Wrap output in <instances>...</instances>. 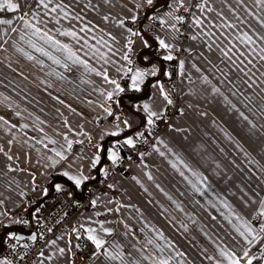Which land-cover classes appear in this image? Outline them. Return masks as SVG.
<instances>
[{"label": "crops", "instance_id": "obj_1", "mask_svg": "<svg viewBox=\"0 0 264 264\" xmlns=\"http://www.w3.org/2000/svg\"><path fill=\"white\" fill-rule=\"evenodd\" d=\"M44 2L48 9L38 0H19V13L0 11V19L13 21L11 26L0 25V221L29 213L32 207L23 202L24 196L38 204L57 185L82 196L90 181L114 165L107 159L110 150L117 153V164L131 149L123 141H134L140 128L151 127L143 105L161 114L168 104L167 80L174 72L166 67L169 60L164 57H174L178 0H155L154 4L166 3L146 14L157 23L148 30L135 23L137 9L145 13L154 5L148 7V0ZM54 7L56 12L51 11ZM25 12L30 13L26 19L69 45L87 67L73 64L67 53L31 36L19 18ZM196 19L203 23L195 24ZM261 20L264 6L257 0H207L206 4L199 0L189 23V41L178 61L180 112L149 152L130 163L128 177L111 179L93 199L95 206L91 202L79 211L65 234L51 237L40 248L35 264H158L161 259H169V264H231L222 253L244 264L245 251L251 252V258L261 256L264 264V242L252 249L259 239L264 241ZM68 31L82 39L60 35ZM245 33L256 40L255 45L241 42ZM30 39L61 63L36 52L27 43ZM160 40L170 47L162 48ZM129 44L138 62L146 70L156 69V75L146 76L139 91L131 86L130 94L115 101L119 91L110 81L121 87L118 76ZM105 109L116 113L111 116ZM117 131L119 135L110 134ZM118 137V141L106 140ZM96 156L100 161L92 167ZM65 172L90 179L77 187ZM87 229H95L93 235L105 241L99 253L87 238ZM84 244L90 246L88 256L80 253ZM105 250L120 257L111 260Z\"/></svg>", "mask_w": 264, "mask_h": 264}, {"label": "built area", "instance_id": "obj_2", "mask_svg": "<svg viewBox=\"0 0 264 264\" xmlns=\"http://www.w3.org/2000/svg\"><path fill=\"white\" fill-rule=\"evenodd\" d=\"M199 0H178L175 10L176 17H182V21H177V41L175 43L174 58L167 64L174 74L167 80L168 99L172 101L168 103L163 112L159 114V118L153 117L154 123L150 128H140L134 139V147L123 156V158L114 165H109L106 175H103L96 180L90 181L84 188L83 194L80 197L74 194L65 185H60V190L53 188L49 196L44 198L38 204H35L33 199L25 195L23 202L32 207L29 213H18L16 215L6 217L7 220L0 221V235L4 229L12 225L21 227L27 231L32 229L36 234V239L24 238L18 239L13 233H7L3 238V252L2 256L5 260L10 261L11 264H35L36 256L40 248L53 236L63 235L68 229L69 222L81 210L88 208L92 200L97 196L98 192L109 184L111 179L117 176L128 177L129 165L138 158L145 156L155 139L161 134L169 125L170 120L180 112V99L177 93V67L179 57L183 54L184 47L189 41V19L192 11L197 7ZM135 23L145 24L146 29H153L157 27L153 17H147L143 10L137 9L135 13ZM135 26V27H136ZM127 56L128 59H124ZM124 69L118 76V81L121 83L123 92H119L113 99L118 101L120 96H125L131 90V76L132 73L126 71L128 68L133 70L140 69L150 73L151 71L145 70L143 66L138 63L136 50L132 44L125 48L124 52ZM129 60L131 63H129ZM151 75H147L150 77ZM111 116L116 112H111ZM102 120L99 121L101 123ZM143 133V136L140 135ZM107 216H102L106 218ZM83 247V245L81 246Z\"/></svg>", "mask_w": 264, "mask_h": 264}, {"label": "snow or ice", "instance_id": "obj_3", "mask_svg": "<svg viewBox=\"0 0 264 264\" xmlns=\"http://www.w3.org/2000/svg\"><path fill=\"white\" fill-rule=\"evenodd\" d=\"M25 3H27V0H25ZM38 3L40 5H42L43 8H45V9H48V7H49L48 3H45L44 0H38ZM148 3L151 4L152 0H148ZM206 3H207V0H205V4ZM257 3L260 4L261 6H264V0H257ZM203 6L204 5H199V7H201V8H203ZM57 7H60V6H57ZM20 9H21V4L19 3V0H0V11L19 13ZM56 10H57L56 7L51 9L52 12H56ZM28 15H30V13L25 12V13L21 14L19 18L23 22L24 27L31 30V36L37 37L38 40L43 41L45 45H49V47L55 49L56 51L67 53L66 59L67 60H71L73 64L80 63V64H84L87 67V62L84 61V60H81L76 55V53L72 51V49H71V47L69 45L63 44L59 40H54L50 35H48L47 32H43L42 33L41 29L39 27H37L35 24L31 23L28 19L25 18ZM31 15L33 17H35V13H31ZM65 15H67V13H65ZM175 19L177 21H182L183 18L177 16V17H175ZM58 22L59 21H57V23ZM194 23L197 24V25H200L203 22L201 20H199V19H196L194 21ZM12 24H13V21L11 19H0V25H9V26H11ZM261 26L264 27V20H261ZM229 27H232V25H229ZM11 30L15 31L16 29L12 28ZM81 31H85V29H81ZM129 31H131V30H129ZM60 35L70 36L73 39L77 40V42H79V40L82 39V37H78L77 36V33L75 31L60 32ZM133 35H136V33H133ZM192 38L196 39L195 36H193ZM21 39H23V36H21ZM258 39L261 40V41H264V35H260L258 37ZM241 42L245 43L247 45H255L256 44V40H254L253 37L248 35L247 33L244 34V36L241 39ZM27 43L29 44L30 47H32L36 52H39L42 56L48 57L49 59H51L56 64H60L61 63L60 59H58L55 56H53L52 53L50 51H48V49L45 48L44 46L37 45V43L33 42L31 39L28 40ZM84 43H85V45H87L88 42H87L86 39L84 40ZM98 43H99V41H98ZM129 43H131V41H129ZM160 46L162 48H165V49L170 47L163 40H160ZM254 50L255 49H253V51ZM18 51L23 52V49H18ZM260 52L264 53V47L260 48ZM23 54L29 60L34 59V57L31 54L27 53V52H23ZM224 55L227 56L228 55L227 52H225ZM240 55H244V53H240ZM173 58L174 57L171 54H169V55L164 57L165 60H172ZM124 59L127 60L128 57L125 56ZM260 59L264 60V55H261ZM37 63L40 64V63H42V61L37 60ZM129 63H131L130 60H129ZM183 63H184L183 61H181V63H180L181 69H183ZM249 63H251L250 60H249ZM64 66L67 67V64H65ZM90 70L91 71H95V69H90ZM128 72L132 73V76H131L132 84H131V86H132V88H134L137 91L140 90L139 85L144 82V79H145V77L147 75H149V74L153 75V76L156 75V69H154V68L151 70L150 73L145 72V71H141L140 69L133 70L132 68H128L127 71H126V74ZM97 75H100V73H97ZM104 77H105V80L108 79L106 73L104 74ZM110 82L115 84L116 89L119 92H123L124 91V89L121 88L120 85L118 83H116V81H110ZM160 90L163 93V87L162 86H161ZM213 90L214 91H219L218 89H213ZM107 97H108V99H111L112 93H108ZM165 99L168 100L169 104L172 103V101L170 99H168L167 95H165ZM261 102H262V104H264V98H262ZM143 110H144L145 113H147V117H148L147 123H148V125H152L154 123L153 117L159 118V114L157 112H155V111H152L151 107L147 103H145L143 105ZM105 111L108 112L109 115L112 114L109 109H105ZM241 115L243 116V113H241ZM244 119L247 120L248 118L245 116ZM117 120H119V117H117ZM124 124L127 126L128 122L124 121ZM117 127H118V125H117ZM110 134L113 135V136H116V135H119V132L118 131L117 132H112ZM140 135L143 136V133H140ZM65 139L67 140V137H65ZM52 142L55 143V141H52ZM71 143H72L71 141H68V147L69 148H71ZM123 143L128 145V146H130V147H134V141L131 138L125 139L123 141ZM0 151H2V149H0ZM56 154L58 156H61L62 159L64 158L62 153L57 152ZM161 155H163V153H161ZM108 158L113 162V164H115L117 162V160L119 159L117 153L115 151H111V150L109 152ZM8 159L11 160L12 157L9 156ZM99 161H100V157L96 156L93 159V161H92V167H95L96 164L99 163ZM173 166L175 167V165H173ZM63 175L67 176L69 180L73 181L74 184L77 187H80L85 181L90 179V177L85 176L82 173L80 175H69L68 172H65V173H63ZM105 175H106V173H105ZM181 175H183V173H181ZM193 175H196V174L193 173ZM109 187H111V185H109ZM56 188H57V191L60 190V186L59 185H57ZM92 204L95 206L96 201L93 200ZM262 214H264V213H262ZM102 230L104 232H109L110 231L109 229H103V228H102ZM262 230H264V229H262ZM86 231L89 232V235H88L87 238L90 241H92V243L95 245V247H96V249L98 250V253H99V250L103 248V246L105 244V241L103 239L99 238L98 236L93 235V233L95 232V229H87ZM248 231L251 232L252 229L249 228ZM241 235H243V233H241ZM32 239L35 240L36 237L33 236ZM148 243L151 244L153 242L151 240H149ZM60 252L63 253L64 249H60ZM104 254L106 256H108L111 260H116V259H118L120 257L119 253H116L115 255H113L111 253H108L107 250H105ZM222 254L228 256V258L231 260V264H240L239 259H236L234 257V255H230V254H227V253H222ZM41 255H43V253H41ZM244 256L245 257L248 256L247 251L244 252ZM144 258L147 259L148 257H144ZM252 260H253V258L249 257L248 260H247V264H252ZM0 264H11V262L7 261V260H0ZM158 264H169V259H161V260H159Z\"/></svg>", "mask_w": 264, "mask_h": 264}, {"label": "water", "instance_id": "obj_4", "mask_svg": "<svg viewBox=\"0 0 264 264\" xmlns=\"http://www.w3.org/2000/svg\"><path fill=\"white\" fill-rule=\"evenodd\" d=\"M164 3L166 2H158L154 4L149 10H147L146 14H152L156 12ZM9 232L14 233L16 235L15 237H17L18 239H24V238L32 239L33 236H36V234L34 233L32 229L25 231L21 227H18V226L7 227L6 229L3 230V232L0 235V256H2V252H3V243H2L3 238Z\"/></svg>", "mask_w": 264, "mask_h": 264}, {"label": "trees", "instance_id": "obj_5", "mask_svg": "<svg viewBox=\"0 0 264 264\" xmlns=\"http://www.w3.org/2000/svg\"><path fill=\"white\" fill-rule=\"evenodd\" d=\"M155 3V0H152V3L151 4H148V7H151L153 4ZM122 137V136H121ZM121 137H118V138H108V139H106L107 141H118V140H120L121 139ZM120 144L119 143H116V146H119ZM126 154V153H125ZM124 154V155H125ZM263 240L262 239H259L257 242H256V244L252 247V249H253V251L255 250V249H258V248H260L261 247V245L263 244ZM89 247L90 246H87L86 247V245L84 244L83 245V247L81 248V251H80V253H81V255H83V256H88L87 254L89 253V251H90V249H89ZM251 251V250H250ZM250 254H251V252H249V254H248V256L247 257H243L241 260H242V262L244 263V264H247V259H248V257L250 256ZM252 264H262V258H261V256H257V257H255V258H253V260H252Z\"/></svg>", "mask_w": 264, "mask_h": 264}, {"label": "rangeland", "instance_id": "obj_6", "mask_svg": "<svg viewBox=\"0 0 264 264\" xmlns=\"http://www.w3.org/2000/svg\"><path fill=\"white\" fill-rule=\"evenodd\" d=\"M194 11V10H193ZM193 11H192V14H193ZM145 14H146V12H145ZM192 14H191V16H190V19H191V17H192ZM190 19H189V23H190ZM189 25V24H188ZM188 31H189V27H188ZM184 52V51H183ZM182 56V55H181ZM171 60H169L168 62H167V64L170 62ZM167 64H166V67H167ZM142 66V65H141ZM146 70V69H145ZM130 92H131V90H130ZM130 94V93H129ZM180 108H181V105H180ZM107 159H109V158H107ZM0 260H5L4 259V257L3 256H0Z\"/></svg>", "mask_w": 264, "mask_h": 264}, {"label": "bare ground", "instance_id": "obj_7", "mask_svg": "<svg viewBox=\"0 0 264 264\" xmlns=\"http://www.w3.org/2000/svg\"><path fill=\"white\" fill-rule=\"evenodd\" d=\"M139 63V62H138ZM140 64V63H139ZM141 65V64H140Z\"/></svg>", "mask_w": 264, "mask_h": 264}]
</instances>
